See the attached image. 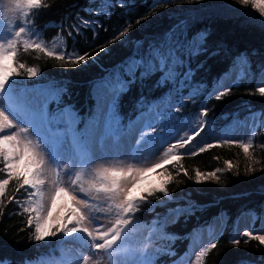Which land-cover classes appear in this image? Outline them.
<instances>
[{
  "label": "trees",
  "instance_id": "trees-1",
  "mask_svg": "<svg viewBox=\"0 0 264 264\" xmlns=\"http://www.w3.org/2000/svg\"><path fill=\"white\" fill-rule=\"evenodd\" d=\"M102 3L103 0H44L47 7L33 10L39 12L35 16L38 42L48 48L52 39L59 37L62 49L75 48L81 54L88 51L96 59L89 60L87 66H77L34 49L24 52L21 48L18 53L21 61L38 71L35 77L28 78L21 69L24 75L17 78L13 91L42 85L53 94L47 104L48 113L60 114L67 107L73 111V127L82 129L93 115L101 94L96 90L97 83L131 56L139 45L147 48L161 41L178 25H183L189 36L207 31L209 51L196 57L191 64L195 69L193 87L200 86L195 95L181 99L189 97L192 88L174 93L171 84L161 87L155 83L160 76L156 73L143 83L134 84L119 98L112 112L115 121L120 128L126 126L129 120L147 111L153 102L167 97V104L160 112V123L162 117L173 116L178 122L207 109V116L201 117L211 130H221L249 114L254 115L256 125L247 142L227 139L235 143H221L225 140L222 139L204 143L199 136L192 137L194 148H178L174 153L180 159L168 156L167 163L160 169H153L151 178L140 186V194L146 193L147 189L161 187L171 177L167 183L169 195L157 192L147 197L130 222L147 227L156 221V236L146 238L145 244L150 264H167L188 253L201 231H215L210 243L217 244L206 254L202 264H264V245L242 233L247 218L251 219L249 229L253 232L264 214V96L257 91L264 85V25L260 23L264 17L251 3L243 5L240 0H161L159 4L157 0H124L126 6L108 9H103ZM97 9L101 10L99 15ZM78 15L98 23L82 29L80 35L74 33L69 38L67 31L58 35L61 25L67 29L74 22L78 23ZM124 27L129 28L127 34L117 38ZM240 56L247 57L251 73L244 79H238L237 75L222 88L223 80L232 72L233 63ZM198 64L202 67L197 68ZM225 88H230V92L220 100L215 99L213 92ZM61 89L63 91H58ZM178 105H182L179 111ZM249 142L252 146L245 152L239 145ZM209 143L213 147L199 152ZM3 168L4 161L0 157V169ZM216 169H220L216 177L209 178L207 174ZM17 171L24 173L21 168ZM197 172L201 174L199 183ZM4 178H8L6 171L0 172V179ZM18 188L13 177L0 195V260L7 264H36L39 257H48L53 244L49 238L41 242L34 240V224L27 226L31 209L25 213L22 207L31 206L28 190L25 191L27 186L19 191ZM11 196L16 200H9ZM184 205L179 215L175 211L168 212ZM236 239L239 244L232 243Z\"/></svg>",
  "mask_w": 264,
  "mask_h": 264
},
{
  "label": "snow or ice",
  "instance_id": "snow-or-ice-1",
  "mask_svg": "<svg viewBox=\"0 0 264 264\" xmlns=\"http://www.w3.org/2000/svg\"><path fill=\"white\" fill-rule=\"evenodd\" d=\"M161 0H157L159 4ZM241 4L248 5L251 3L254 9H258L261 17H264V0H240ZM2 3V0H0ZM44 5V0H8V5L5 10L4 22L0 23V157L3 158L4 168L0 172L6 171L7 177L0 179V195L5 192V186L9 184V180L13 177L19 185V189H34L29 191L28 196L33 198L31 212L35 215H30L27 226L32 227L34 224V240L36 242L45 241L47 237H56L57 233H63L64 236H72L73 234H83L90 238L92 253L83 256V264H101L99 257L93 259L94 253L110 252L114 245L126 234V226L130 223V218L136 211L140 210V205L147 201V197L155 196L157 192L168 196L167 183L168 181L155 189H147L146 193L142 192L139 197H133L132 191L136 188L141 178L142 173L153 169H160L162 165L167 163L168 156H175L177 160L180 156L173 152V149L168 148L165 153V159L157 163H153L151 168L148 167H133L129 165L127 170L117 168H103L92 171L90 166L94 164V159L89 155L90 145L100 136V142L103 143L104 136L112 133V118L111 113L114 111L119 98L128 92L136 83L143 81L159 73V78L155 81L158 86L172 85V92L180 93L186 88H192L189 97H181V99L190 98L195 95L199 89V85L193 87V75L195 69L192 68V61L205 53H208L207 31H200L194 35H187L183 25H178L170 34H166L159 42L149 44L147 48L139 45L137 50L125 60L117 65L114 71L104 77L96 85L98 93H107L110 96L107 107L109 109V119L104 125L103 131L95 126H85L83 131H78L70 125L63 129L52 128L53 122L59 124L63 122V113L60 117L50 118L46 111V106L43 109L31 110L17 104V98L14 95L13 89L17 83V78L22 77L24 69L28 78H33L37 75V68L26 67L25 62H22L18 53L22 48L24 52L29 49H34L46 56L54 57L58 61H70L77 66L85 65L89 60L95 61L96 57L91 56L88 51L82 54L75 48L62 49L59 51H49L43 42L39 41V33L35 27V16L39 15L38 11ZM114 6H126L124 0H116L113 4L112 0H103L102 8L108 9ZM156 6V5H154ZM90 11H92L90 9ZM100 9L96 10V14H100ZM110 15V13H109ZM77 22H74L67 29L63 25L60 26L61 33L67 31V37H72L75 33L80 35L82 29L92 28L98 23L97 20L84 19L77 16ZM139 23V21H137ZM264 25V21L260 22ZM130 24V21H126ZM129 28H122L117 38L127 34ZM105 31H107L105 29ZM93 38L96 36L95 29L92 32ZM63 38V37H62ZM107 51V49H101ZM215 54V53H211ZM11 61V63H8ZM202 65H197V68ZM239 68L238 79H244L251 73V68L248 66L246 56L237 57L233 63L232 70ZM264 71V70H262ZM230 88L221 89L218 92H213L215 99L220 100L223 96L230 92ZM63 91V89L58 90ZM259 94L264 96V86L258 87ZM172 93H170L171 95ZM58 99V96L56 97ZM182 105L177 106V111ZM65 111H70L66 109ZM160 112H156L152 120L147 125V130L142 132V137H148L145 143H152L159 139L164 140L161 133L166 131V128L160 123ZM201 116H207V109H204ZM168 119H175L169 116ZM206 126V123L200 125V130ZM15 131H7L13 130ZM200 131H196L195 135L199 136ZM187 141L181 140L179 147L183 148ZM221 143H235L225 139ZM141 144V140H137V145ZM245 152H248L252 146L251 143H240L239 145ZM64 151L61 153L60 149ZM213 144H206L199 149V152L205 151V148H211ZM56 149V151H53ZM196 153H191L195 155ZM25 160V172L17 171V161ZM62 164L66 169L61 179L59 172L57 180L54 182V190L47 194L50 200L54 202L57 196L66 198L67 202L63 207L66 208L64 216H52L51 212L46 207L45 196L43 190L45 181L40 177L43 174V169L53 163ZM220 169L208 173L209 178H215L216 172ZM25 173L30 175L25 176ZM185 174H187L185 172ZM87 179V187H85V179ZM200 173L197 172V183L200 182ZM21 177H24L21 182ZM25 189V191H27ZM83 193L88 199H84L77 193ZM9 200L15 201L16 197L11 196ZM93 201L107 204V212L112 214L110 226H104L97 223V218L93 215L96 206ZM23 212L28 213L30 208L22 206ZM175 211L178 215L181 214L179 209ZM191 211V208L188 209ZM51 217L53 220L52 227L48 228L47 237L45 236V228L47 219ZM59 220L57 227L55 222ZM55 228L53 231L52 228ZM103 229V230H101ZM23 230V229H22ZM243 236L259 241L264 245V235H253L250 231H244ZM232 243L239 244L238 239ZM217 244L210 243L196 257L197 264H202L203 258L215 249ZM0 264L7 262L0 260Z\"/></svg>",
  "mask_w": 264,
  "mask_h": 264
},
{
  "label": "rangeland",
  "instance_id": "rangeland-1",
  "mask_svg": "<svg viewBox=\"0 0 264 264\" xmlns=\"http://www.w3.org/2000/svg\"><path fill=\"white\" fill-rule=\"evenodd\" d=\"M8 5V0H2L0 3V23L4 22L3 17L5 16V10ZM89 20V19H88ZM49 51H59L62 50L61 39L54 38L47 48ZM9 63V62H8ZM115 68H112L110 73L114 71ZM239 72V68L232 70L222 82V88L227 86L232 79H234ZM109 73V74H110ZM264 80V78H263ZM264 82V81H263ZM264 84V83H263ZM264 86V85H261ZM14 92V91H13ZM15 97L17 98V104L25 108L36 110L43 109L46 106L49 100L52 98L53 94L49 90L44 89L42 85H35L30 88H21L17 92H14ZM0 99H3L0 97ZM110 96L107 93L100 94L96 108L90 120L86 123L87 126L98 127L101 132L103 131L104 125L109 119V109L107 107ZM167 97H163L151 104L147 111L141 112L136 115L134 118L129 120L126 126L120 128L115 117L111 113L112 118V133L104 136L103 143L100 142V136H97L93 143L90 145L89 155L94 159V164L90 166L92 171L97 169L107 168H117L127 170L129 165L133 167H148L151 168L153 163H157L160 160L165 159V153L168 148H172L173 152L177 151L179 143L181 140L187 141L184 147L187 149L194 148L195 142L192 137L195 135L196 131H200L199 138L204 143L211 141H217L222 139H231V140H240L247 142L250 134L252 133L253 127L256 125V119L253 114H249L244 119H240L232 122L229 126L221 130H211L210 126H206L200 130V125L204 124L201 115L199 112L193 114L192 116L186 117L182 121H175L174 119L161 118V123L166 128V131L161 133L164 140L159 139L155 140L152 143H145L144 141L148 137H142V132L147 130L148 123L152 120L156 112H162L163 106L167 104ZM69 109L67 107L63 108V122L51 124V127L56 129H63L69 125L73 127L72 116L73 112L65 111ZM60 113V114H61ZM47 114L50 118L60 117V114L50 115L47 111ZM173 117V116H171ZM85 128V126H84ZM77 129L78 131H83V129ZM7 131H15L7 130ZM141 140V144L137 145V140ZM183 147V148H184ZM56 151V149H53ZM61 153L64 149L61 147ZM26 161L20 160L17 161V168H21L22 172H25L24 165ZM24 170V171H23ZM65 168L62 164L53 163L50 166H47L43 169V174L40 177L45 181L43 190L46 193L45 201L48 211L51 212L52 216H64L66 214V208L63 205L66 204L67 199L57 196L52 202L50 200V194L55 187V181L57 180V173L61 179L65 172ZM151 171L142 173L139 183L136 188L132 191V196L137 197L140 194L141 184L151 178ZM26 176L30 173H25ZM89 175L85 179V187H87V179H90ZM29 191H35L34 189H27ZM84 199L88 197L84 196L83 193H77ZM32 199L28 196V200L32 205ZM96 206V210L93 212V215L97 218V223L100 225L110 226V221L112 220V214L107 212V204L99 203L93 201ZM184 206H178L176 209H182ZM31 209V206H30ZM168 210V212H170ZM173 212V211H171ZM32 213V212H31ZM34 216L35 213H32ZM250 218L245 220L244 231H250ZM53 220L51 217L47 219L45 236L47 237V231L49 227H52ZM60 221L55 222L56 226H59ZM156 221H153L151 225L142 226L138 222H130L126 226V234L121 238L120 241L114 245V248L110 252L105 253H94L93 259L99 257L101 264H150L151 259L150 255L147 253L145 244L146 238H151L156 236L157 227L155 225ZM150 226V227H149ZM218 228V227H216ZM54 231L55 228L53 227ZM103 230V229H101ZM243 231V232H244ZM242 232V233H243ZM256 235H264V214L259 218L258 227L251 232ZM215 231L211 233H206V231H201L198 239H195V242L192 244L191 249L188 253H185L171 261L167 264H196V257L199 252L202 251L213 239ZM50 242L53 244L52 247L48 250V257L37 259L36 264H83V256L92 253L91 244L93 241L83 234H73L72 236H64L63 233H57L56 237H47Z\"/></svg>",
  "mask_w": 264,
  "mask_h": 264
}]
</instances>
